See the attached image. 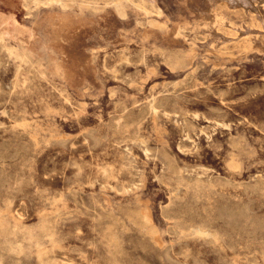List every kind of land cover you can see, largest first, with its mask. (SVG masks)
Here are the masks:
<instances>
[{
    "label": "rangeland",
    "instance_id": "rangeland-1",
    "mask_svg": "<svg viewBox=\"0 0 264 264\" xmlns=\"http://www.w3.org/2000/svg\"><path fill=\"white\" fill-rule=\"evenodd\" d=\"M0 264H264V0H0Z\"/></svg>",
    "mask_w": 264,
    "mask_h": 264
},
{
    "label": "bare ground",
    "instance_id": "bare-ground-1",
    "mask_svg": "<svg viewBox=\"0 0 264 264\" xmlns=\"http://www.w3.org/2000/svg\"><path fill=\"white\" fill-rule=\"evenodd\" d=\"M35 1V0H34ZM41 2V1H40ZM83 5V4H82ZM14 24V23H13ZM8 49V48H7ZM180 63V62H179ZM145 148V147H144ZM146 220H147V222L148 223H150V219L148 218V217H146ZM152 226V225H151ZM47 238H49V237H47ZM53 238V237H52ZM16 246V245H15Z\"/></svg>",
    "mask_w": 264,
    "mask_h": 264
}]
</instances>
